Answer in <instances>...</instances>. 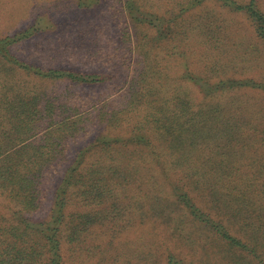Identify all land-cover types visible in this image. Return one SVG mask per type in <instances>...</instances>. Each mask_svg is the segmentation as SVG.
Masks as SVG:
<instances>
[{
    "label": "rangeland",
    "instance_id": "rangeland-1",
    "mask_svg": "<svg viewBox=\"0 0 264 264\" xmlns=\"http://www.w3.org/2000/svg\"><path fill=\"white\" fill-rule=\"evenodd\" d=\"M197 1L0 0V104L5 94L13 100L19 94L31 98L44 93L46 100L55 101L68 93L73 100L69 105H87L85 109L114 102L116 108L129 103L137 110L122 127L86 120L91 138L77 141L71 161L52 185L64 181L73 163L78 166L87 143L97 144L95 133L130 138L151 99L144 101L150 89L155 97L151 107L159 109L158 99L163 98L182 116L186 104L188 115L197 114V127L188 122L186 128L199 131L198 141L205 137L187 152L183 168L175 166L174 156L165 155V145L155 136L161 146L155 152L164 159L152 150L131 162L117 158L115 164L122 168L117 180H123L129 167L142 170L143 179L128 188L122 217L94 227L84 239L90 254L65 242L63 255L69 264H169V257L178 264H264V207L256 210L264 199V38L245 9L250 5L264 13V0ZM7 38L13 42L1 43ZM38 67L50 77L55 74L51 72L77 74L86 85L42 78L35 72ZM93 81L100 83L91 85ZM219 106L226 109L224 117L207 121L200 115ZM112 147L114 151L115 143ZM102 151L92 148L80 166L83 175L87 168H92L90 173L98 170L95 156ZM202 155L209 171L203 179L197 172L202 165L193 164ZM101 173L111 175L99 170L94 177ZM191 173L207 183H187L185 190L212 221L250 244L251 252L230 246L217 233L219 227L188 217L174 203L170 193Z\"/></svg>",
    "mask_w": 264,
    "mask_h": 264
},
{
    "label": "trees",
    "instance_id": "trees-1",
    "mask_svg": "<svg viewBox=\"0 0 264 264\" xmlns=\"http://www.w3.org/2000/svg\"><path fill=\"white\" fill-rule=\"evenodd\" d=\"M201 2L203 0L197 1L196 4ZM255 8L250 5L245 7L248 14L255 17L259 35L264 38V13ZM7 42H13V39L7 38L1 43ZM141 64L139 62L140 66ZM146 64L151 68V64ZM25 68L33 71V67L29 65ZM149 71L150 69L147 70ZM35 72L42 78L67 79L72 84L77 81V85H86V81L81 77L76 78L77 74L65 77L56 76V72H51L55 74L50 77L45 75V71L40 67L36 68ZM99 83L93 81L91 85ZM42 94L44 93H35L31 98L19 94L13 100L5 94L0 104V198H3V208L0 207V264H69L63 255L65 242L79 247L83 253L90 254V244L84 242V239L92 235L94 227L122 217L126 210L123 198L130 195L128 188L135 184L134 180L142 178V170L135 171L129 167L123 180H117L120 173L122 174V168L115 164L117 158H123V162H131L145 151L159 150L161 146L156 144L155 136L158 137L159 144L165 145V155L174 156L175 166L183 168L189 159L187 152H192L191 149L201 145L205 138L203 136L201 141H198L199 131L196 130L192 131L195 136L190 137L193 133L186 128L187 123H194L197 127V114L188 115L185 111L186 104L183 105L182 116L178 115V109L174 111L170 101H164L163 98L158 99L162 103L159 109L156 105L151 107V101L155 97L150 89L144 95V101L151 99L146 102L144 116L134 125L136 128L132 130L130 138L110 137L102 131L95 133L93 139L97 144L87 143L80 150L84 157L78 166L73 163L68 168L67 176L64 175V181L61 179L58 185H52L60 170L71 161L69 153L78 145L77 141H87L91 138L86 120L97 122L96 126L105 124L109 127H122L123 123L134 119L130 118V115L137 110L129 103H121L120 107L116 108L114 102L101 106L94 104L93 108L85 109L87 105H69L73 100L68 93L55 101L46 100ZM213 109L203 111L200 115L208 121L224 117L226 114V109H220V106ZM153 133L157 135H152ZM118 145L120 146L116 149ZM92 148H102V154L95 156V167H98L97 171L110 170V176L101 173V177H94L97 171L90 173L92 168H87L88 174L83 175L84 171L80 166L85 160H89ZM155 154L162 159L166 157L156 152ZM260 154L263 159L264 152ZM206 163L203 155L202 160L197 156L193 163L202 165L197 171L201 179L209 173L204 169ZM109 164L111 169L107 168ZM259 164L261 166V162ZM186 178L187 181L182 187H178L177 183L176 189L170 193L174 203H177L188 217L198 221L205 220L214 227H219L221 231L216 229L217 233H222L230 246L237 247L241 252H251L253 248L250 244L234 238L225 228L215 223L214 219L212 221L211 214L202 210L196 204L198 201L185 190L187 183L203 186L207 180H197L192 173ZM262 190L264 197V184ZM144 197L149 198L148 195ZM260 200L257 211L264 207V199ZM204 214L206 218L201 219ZM41 216L42 219H37ZM261 228L262 226L258 227ZM73 254L75 255L76 251ZM243 259L246 260L245 257ZM169 264H178V261L169 257Z\"/></svg>",
    "mask_w": 264,
    "mask_h": 264
}]
</instances>
